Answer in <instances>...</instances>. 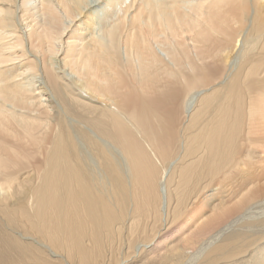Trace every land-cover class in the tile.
<instances>
[{
    "label": "bare ground",
    "instance_id": "6f19581e",
    "mask_svg": "<svg viewBox=\"0 0 264 264\" xmlns=\"http://www.w3.org/2000/svg\"><path fill=\"white\" fill-rule=\"evenodd\" d=\"M0 264H264V0H0Z\"/></svg>",
    "mask_w": 264,
    "mask_h": 264
}]
</instances>
